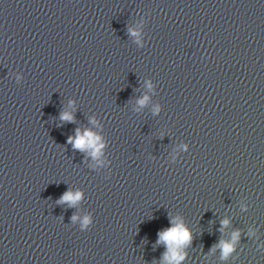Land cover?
<instances>
[{"label":"water","instance_id":"obj_1","mask_svg":"<svg viewBox=\"0 0 264 264\" xmlns=\"http://www.w3.org/2000/svg\"><path fill=\"white\" fill-rule=\"evenodd\" d=\"M173 221L178 264H264V0L158 2L0 144V264H170Z\"/></svg>","mask_w":264,"mask_h":264},{"label":"clouds","instance_id":"obj_2","mask_svg":"<svg viewBox=\"0 0 264 264\" xmlns=\"http://www.w3.org/2000/svg\"><path fill=\"white\" fill-rule=\"evenodd\" d=\"M135 35V33H133ZM148 97H144L139 100L140 105H144ZM64 120L71 121L72 116L68 113H65L61 117ZM100 137L94 135L91 131H85L83 134L77 130L75 137H69V142L73 144V147L84 151L86 149H91V155L96 157L100 154V149L102 145L98 144ZM80 199V193L72 194L71 192H66L61 200L65 202L75 203ZM75 219V217L73 218ZM83 223L87 225L89 223V218L85 217ZM224 225H227L228 221L225 220L222 222ZM238 237V233L233 235V241ZM191 235L190 232L184 227L182 223H177L173 221V226L159 233V242H163L169 246L171 250V255L165 254V259L168 260L171 264L172 261H176L177 264L182 257L176 255L175 250L172 248L173 245H181L190 242ZM220 247L222 248V255L226 258L232 251L233 245L231 243L222 242Z\"/></svg>","mask_w":264,"mask_h":264}]
</instances>
